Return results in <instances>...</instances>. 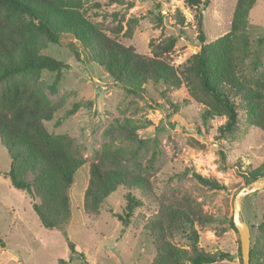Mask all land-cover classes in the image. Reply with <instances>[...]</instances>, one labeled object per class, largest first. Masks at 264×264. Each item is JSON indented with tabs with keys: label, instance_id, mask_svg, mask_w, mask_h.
<instances>
[{
	"label": "trees",
	"instance_id": "obj_1",
	"mask_svg": "<svg viewBox=\"0 0 264 264\" xmlns=\"http://www.w3.org/2000/svg\"><path fill=\"white\" fill-rule=\"evenodd\" d=\"M185 2L199 7L208 0ZM257 2L237 0L230 31L212 42H206L200 14L197 20L200 49L185 64L176 66L172 58L175 36L158 42L152 40L150 54H144L119 38L125 17L120 10L113 14L117 20L113 34L92 18L102 15L112 4L131 8L134 0H0V145L10 157L9 169L0 170V176L9 178L13 187L29 196L33 210L46 228H63L70 220V189L87 158L72 136L48 132L44 119L52 118L53 108L45 93L27 78L44 70L55 72L49 88L57 91L62 71L70 64L50 54L48 46L61 44L64 37L71 38L65 44L66 49L78 59L83 57L86 63L102 67L115 85L128 94L145 97L147 87L155 85L162 99L159 105L170 114L179 109L170 91L186 87L185 101L194 99L204 105L201 117L205 125L213 117L225 116L218 127V138L227 141L236 138L241 111L248 125L264 129V61L254 62L256 73L248 71L250 14ZM154 13L161 23L160 2L154 3ZM174 18L180 30L187 25L181 10L174 13ZM137 23V17L128 18L123 35L132 37ZM79 107L80 103H75L66 114H73ZM148 123L126 118L120 126L135 132ZM136 155L135 149L110 143L95 151L84 194L85 211L98 214L106 199L124 187L125 210L114 214L122 223V232L130 226L134 211L143 204L141 197L153 198L150 181L139 170L141 166L137 170L128 165L129 159L135 163ZM221 155L224 157V151ZM30 169L37 171L32 180L27 177ZM193 175L205 186L225 188L215 178L197 172ZM263 175L264 163L241 172L246 184ZM155 204L157 212L144 227L155 251L150 264H212L230 257L227 252L212 253L201 246L200 230L222 222L205 211L202 201L181 193L171 200H155ZM229 223L238 231L233 215ZM257 227L258 233L250 246V264H264V216ZM64 235L71 259L76 256L85 261L78 244L65 231ZM0 245L4 246L3 240ZM67 263L61 258L57 264Z\"/></svg>",
	"mask_w": 264,
	"mask_h": 264
},
{
	"label": "rangeland",
	"instance_id": "obj_2",
	"mask_svg": "<svg viewBox=\"0 0 264 264\" xmlns=\"http://www.w3.org/2000/svg\"><path fill=\"white\" fill-rule=\"evenodd\" d=\"M95 1L107 0H91ZM156 1L161 4V23L154 13ZM236 3L237 0H208L206 5L197 7L185 0H134L131 8L112 4L102 15L92 18L113 34L117 24L113 14L120 10L125 17L119 38L144 54H150L152 40L158 42L175 36L173 63L182 66L200 49L199 15L203 18L206 42H212L230 31ZM177 10L186 18L187 25L182 30L175 25ZM133 16L138 18L133 35L124 36L126 22ZM249 34L248 71L254 73V62L264 61V0H258L251 11ZM259 38L263 41L259 42ZM70 39L64 37L61 44L48 46L50 54L70 64L62 71L63 79L57 91L49 88L55 72L44 70L27 78L45 93L53 108L52 118L44 119L48 132L72 136L87 158L70 189L72 216L63 228H46L33 210L29 196L13 187L9 178L0 176V240L4 242V246L0 245V264H57L61 258L67 264H150L155 251L144 227L157 212L155 200H171L181 193L202 201L205 211L222 221L200 230V244L207 251L230 254L228 259L212 264H241L240 236L229 220L234 213L236 194L248 185L241 172L264 163V129L248 125L241 111L236 138L232 141L218 138V127L225 116L213 117L205 125L201 117L204 105L194 99L185 101L188 100L186 87L170 91L173 100L179 103L178 111L170 114L159 105L162 99L155 85L147 87L145 97L128 94L115 85L102 67L88 64L83 57L78 59L66 49ZM75 103H80V107L67 115ZM126 118L149 123L132 132L120 126ZM106 143L135 149V163L129 159L128 165L137 170L141 166L139 170L150 181L153 198L141 197L136 192L143 204L134 211L132 222L124 232L122 223L114 216L125 210L124 187L106 199L98 214H88L84 209L90 163L95 151ZM9 167L8 152L0 145V170L7 171ZM36 172L28 170V179L32 180ZM194 172L215 178L225 188L214 189L199 183ZM241 205L240 219L249 225L253 241L264 216V188L246 194ZM64 231L78 244L85 261L76 256L71 259Z\"/></svg>",
	"mask_w": 264,
	"mask_h": 264
},
{
	"label": "water",
	"instance_id": "obj_3",
	"mask_svg": "<svg viewBox=\"0 0 264 264\" xmlns=\"http://www.w3.org/2000/svg\"><path fill=\"white\" fill-rule=\"evenodd\" d=\"M264 188V175L257 180L251 182L246 187H243L234 198V213L233 220L240 236L241 255L243 264H250V246L251 234L250 228L246 221L240 219L241 199L246 194L255 192Z\"/></svg>",
	"mask_w": 264,
	"mask_h": 264
}]
</instances>
